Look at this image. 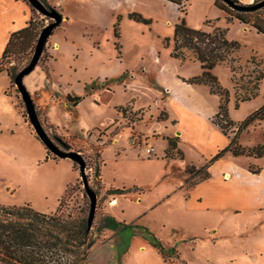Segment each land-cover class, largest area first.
<instances>
[{
  "label": "rangeland",
  "instance_id": "1",
  "mask_svg": "<svg viewBox=\"0 0 264 264\" xmlns=\"http://www.w3.org/2000/svg\"><path fill=\"white\" fill-rule=\"evenodd\" d=\"M42 1L69 19L53 30L37 66L26 76H33L41 70L48 71L52 61L48 73L58 84H62L60 91L71 89L75 93L88 94L95 85L93 80L101 71L111 68L113 74L105 81L111 93L101 101L102 105L97 110L98 118L95 119L102 125L101 129L94 130L93 137L91 134L81 137V132L78 137L51 125L44 103L30 92L40 120L54 142L63 150L80 152L86 160V178L98 193L94 227H99L107 214L131 225L121 234L104 229L87 264H264V211L245 209L236 212L233 208H207L201 205L202 202H190L186 185L190 175L186 173V168L188 165L199 168L206 164L213 147L183 139L182 148L186 157H166L164 147L169 143L163 129L162 121L165 119H159L164 111H160V105L153 101L152 95L144 93L141 70L135 68L133 78L132 71H124L121 81L116 75L121 67L120 61L124 57L131 59L134 55L133 50L125 53L120 38L113 35L109 40L120 0H60L59 6L56 3L58 0ZM239 2L248 4L242 0ZM31 7L35 37L15 47L6 60L8 69L15 75L31 63L42 31L55 21L33 5ZM245 63L243 60L242 64ZM236 65V76L240 79L248 69L240 68V63ZM218 74L220 83L235 96L230 68L220 64ZM246 80L247 77L240 83ZM85 81H88V86H84ZM136 95L140 97L135 103L145 109L133 110L128 105V118L117 120V114L123 116V112L117 111L116 104H125ZM261 103L264 104V79L260 95L254 100L239 107L234 100L229 102L230 116L236 122H242L251 114V109ZM85 110L80 113L87 116L90 111ZM22 116L34 130L16 83L11 82L7 71H2L0 203L20 205L30 202L41 212L53 213L72 183L65 209L84 211L89 215L91 200L79 163L70 158H60L51 151V156L58 159L43 154V142L31 133ZM85 118L89 124L95 122L92 118ZM183 126H187L185 120ZM117 137L118 141H115ZM223 139L218 143H223ZM144 141L155 146L154 154L144 152V146L139 145ZM239 141L247 147L264 142V119L253 121L241 132ZM235 159L241 165H248L251 160L246 155ZM221 169V163L215 165L216 176ZM226 176L229 178L230 175ZM189 179L197 180L199 176ZM123 187L137 189L126 193L111 191ZM114 196L118 197L117 205H111ZM142 227H146L170 250V261L166 262L158 247L143 235Z\"/></svg>",
  "mask_w": 264,
  "mask_h": 264
},
{
  "label": "crops",
  "instance_id": "2",
  "mask_svg": "<svg viewBox=\"0 0 264 264\" xmlns=\"http://www.w3.org/2000/svg\"><path fill=\"white\" fill-rule=\"evenodd\" d=\"M242 1L251 4L255 0ZM59 2L60 0L56 2L58 6ZM120 3V8H117L118 11L114 13L113 32L109 40H112L113 35L115 36L114 22L117 21L118 16H122L120 39L125 53L127 50H133L134 55L131 59L124 57L120 61L121 67L116 75L122 76L124 71L130 70L133 78L134 69L139 68L141 79L144 80L142 83L144 93L152 95L153 101L160 105V111L167 114L166 119L162 121L165 135L178 137L179 147L184 153L183 139L192 140L200 146L202 144L211 145L213 150L209 155L210 159L229 144L235 133L225 134L213 121L214 115L219 110L220 96L212 93L209 85L192 84L183 80V77L190 78L202 74L201 62L192 57L183 62L172 56L175 27L182 16L180 5L170 0H120ZM186 8V20L189 26L207 31L213 30L215 26L228 28L227 36L231 40H239L242 43L239 55L243 60L257 56L264 62L263 33H259L254 27L238 19L229 22L228 13L218 7L215 0H188ZM133 12L141 13L151 20L150 23L146 24L131 18L130 14ZM32 15V7L26 0H0V59L11 34L27 26ZM68 19L69 17L63 13V23ZM56 42L57 46H60L59 42ZM51 63L52 61L49 69H51ZM223 64L230 68L233 77L231 67L226 63ZM219 66L220 64L213 69L216 76L219 75ZM49 69L38 71L35 75L26 76L24 79L29 91L44 103L48 122L78 137H80L79 132H81V137L87 134L93 137L94 130L101 129L102 125V122L95 119L98 118L97 110L102 105L101 101L111 93L108 83L105 82L109 80L110 75H113L111 68L100 72L99 76L93 80L95 85L91 87L92 91L88 94L86 92L75 93L71 89L60 91L62 84H58L48 73ZM39 73L42 74L38 76ZM88 84V81H85L84 86ZM232 85L234 90V80ZM69 94L83 96V99L74 105L68 100ZM139 97L140 95H136L125 104H116L115 108L120 111L121 107L131 105L133 110L145 109L135 103ZM232 100L236 102L234 95L231 96L230 102ZM262 104L256 105L250 113ZM80 109L82 112L86 109L90 113L85 116L84 113H80ZM120 115L117 114V120L124 117ZM85 117L92 118L95 122L89 124L85 121ZM23 120L31 133L35 134L24 117ZM184 120L187 126H183ZM113 126L114 124L110 129ZM222 137L224 138L223 143L219 144ZM117 139L118 137L115 141H118ZM167 147L168 144L164 147L165 154ZM41 150L43 154H48L45 144ZM239 156L228 152L216 160L210 167L211 176L189 188L187 199L193 203L202 202L201 205L207 208H233L236 212L245 209L264 211V157L249 156L251 158L249 164L241 165L235 159ZM219 163L222 164V169L216 176L215 165ZM251 165L261 166V171L257 173L251 171ZM228 174L229 178H225Z\"/></svg>",
  "mask_w": 264,
  "mask_h": 264
},
{
  "label": "trees",
  "instance_id": "3",
  "mask_svg": "<svg viewBox=\"0 0 264 264\" xmlns=\"http://www.w3.org/2000/svg\"><path fill=\"white\" fill-rule=\"evenodd\" d=\"M170 1L179 4L182 10V16L175 27L172 56L183 62L190 57L195 58L201 62L203 67L202 74L190 78L183 77V80L192 84L209 85L212 93L220 96L219 110L214 115L213 121L225 134L235 133L229 144L220 149L206 164L199 168L195 165L187 166L186 173L190 175L189 177L199 176V179L193 181L189 177L187 178L186 185L189 189L209 178L211 165L228 152L235 156L264 157V142L247 147L239 141L241 132L247 129L253 121L264 119V104L244 121L236 122L230 116L229 110L232 91L224 87L213 73V69L219 64L226 63L231 67L236 90V107H239L242 102L252 100L260 95L261 83L264 79V67L262 66L264 62L257 56H253L251 59L245 60V64H242L243 59L239 55L242 43L239 40H231L227 36L228 28L215 26L213 30L207 31L191 27L186 20L188 0ZM234 1L236 4H243L239 0ZM260 1L262 0H255L253 4ZM215 3L228 13L229 22L238 19L264 34V6L258 9L243 10L232 7L225 0H215ZM130 17L146 24L151 21L138 12L131 13ZM119 22H121V16H118L114 25V34L117 38L121 37ZM34 30L32 20H30L27 26L13 32L0 59V73L7 71L12 83L15 82L16 75L8 69L6 60L15 47L25 42L26 39L30 41L35 37ZM236 63H240V68L248 69L247 74H242L240 79L236 76L238 71ZM245 77L247 80L240 83V80ZM119 80L121 81V76ZM82 99L83 96L68 95V100L74 105H77ZM127 110V107L120 108L125 118H128ZM166 117L167 114L162 112L159 119L163 120ZM167 139L169 144L166 149V157L184 159L185 153L179 147V138L167 137ZM48 155L50 158L58 159L56 156H51L49 150ZM250 170L255 173L260 172L261 166L251 165ZM80 173L82 174V172ZM71 185L72 183L68 185L65 194L59 200L57 210L53 213L41 212L30 202L20 205L0 203V264H87L89 255L104 229H111L121 234L131 227L130 224L118 220L111 214L103 217V223L99 227H94V222L90 226L89 215H86L84 211L65 209ZM134 189L137 187L115 188L111 191L126 193L132 192ZM142 230L143 235L158 247L163 259L166 262L170 261L172 254L162 241L146 227H142Z\"/></svg>",
  "mask_w": 264,
  "mask_h": 264
},
{
  "label": "water",
  "instance_id": "4",
  "mask_svg": "<svg viewBox=\"0 0 264 264\" xmlns=\"http://www.w3.org/2000/svg\"><path fill=\"white\" fill-rule=\"evenodd\" d=\"M28 1L30 2L31 5L37 8L39 11L54 18L55 21L47 25L45 29L42 31L31 63L16 75L15 83L22 95V98L26 105V109L28 112L30 122L34 128V131L39 137V139L46 145L48 150L51 151L56 156L60 158H70L74 162L79 163L80 172H82V176L84 178V183H85V187L87 190V194L91 200V209H90V214H89V224L91 226L96 217V210H97V205H98V193L96 192V190H94L90 186V184L88 183V179L86 178V175H85L86 167H87L86 160L80 152L74 151V150H70V151L63 150L54 142V140L50 137L44 125L42 124L40 117L38 115V112H37L36 104L32 98L30 91L28 90V88L26 87L24 83L25 76L30 74L37 66L43 54L47 40L52 35L53 30L62 23L63 15L56 8L47 7L43 3L42 0H28ZM225 1L228 4H230L232 7L243 9V10L258 9L264 6V0L258 3H255V4L251 3V4H241V5L236 4L234 0H225Z\"/></svg>",
  "mask_w": 264,
  "mask_h": 264
},
{
  "label": "built area",
  "instance_id": "5",
  "mask_svg": "<svg viewBox=\"0 0 264 264\" xmlns=\"http://www.w3.org/2000/svg\"><path fill=\"white\" fill-rule=\"evenodd\" d=\"M139 145L142 147L144 146V152L147 154V155H152L156 152V148L153 144H150L149 142L147 141H144V142H139ZM119 204V200H118V197L117 196H114L112 197L111 199V205H117Z\"/></svg>",
  "mask_w": 264,
  "mask_h": 264
},
{
  "label": "bare ground",
  "instance_id": "6",
  "mask_svg": "<svg viewBox=\"0 0 264 264\" xmlns=\"http://www.w3.org/2000/svg\"><path fill=\"white\" fill-rule=\"evenodd\" d=\"M225 178H228L227 176Z\"/></svg>",
  "mask_w": 264,
  "mask_h": 264
}]
</instances>
